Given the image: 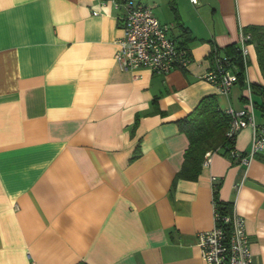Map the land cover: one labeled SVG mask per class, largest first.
Returning a JSON list of instances; mask_svg holds the SVG:
<instances>
[{"label": "crops", "instance_id": "obj_1", "mask_svg": "<svg viewBox=\"0 0 264 264\" xmlns=\"http://www.w3.org/2000/svg\"><path fill=\"white\" fill-rule=\"evenodd\" d=\"M141 1L189 53L186 68L121 69L124 7L109 0H0V264H205L213 176L245 219L251 264H264V149L247 163L215 150L179 174V119L205 95L223 110L251 99L264 122L253 42L228 92L203 77L242 28L264 25V0ZM252 131H236L241 155Z\"/></svg>", "mask_w": 264, "mask_h": 264}, {"label": "built area", "instance_id": "obj_2", "mask_svg": "<svg viewBox=\"0 0 264 264\" xmlns=\"http://www.w3.org/2000/svg\"><path fill=\"white\" fill-rule=\"evenodd\" d=\"M115 6L124 7L123 34L116 40L118 48L115 59L121 69L128 70L138 66L149 68L153 72L166 73L173 68H186L192 61L189 53L175 38L168 34L170 25L159 21L152 7L141 0H109ZM196 3L197 0H190ZM249 35L242 30L239 45L242 55L246 52ZM234 65L226 62L225 57L217 58V66L208 69L203 77L223 91L228 92L232 84L238 80ZM253 102L248 107H228L231 116L227 134L236 131L246 122L253 125L250 148L246 155L232 150L233 158L247 163L257 152L264 149V122L255 124L253 118ZM209 151L205 153L204 163L209 160ZM217 177L213 176V182ZM214 224L197 234V245L205 264H251L250 238L246 231L245 219L232 205L230 212L220 213L213 200Z\"/></svg>", "mask_w": 264, "mask_h": 264}, {"label": "trees", "instance_id": "obj_3", "mask_svg": "<svg viewBox=\"0 0 264 264\" xmlns=\"http://www.w3.org/2000/svg\"><path fill=\"white\" fill-rule=\"evenodd\" d=\"M242 31L249 35L247 42L254 43L259 67L264 76V25H250L242 28ZM225 59L226 62H230V65H237L234 70L238 79L241 80L244 65L238 41L229 45ZM251 90L252 92L256 91L264 94V84L251 85ZM253 104H256V102H253ZM259 105L264 108V100ZM230 122V114L226 109L223 110L218 107L214 96L211 94L202 97L188 114L179 119V125L188 137V146L184 151V160L179 174L190 177L195 176L201 162L204 161L207 151L221 150L222 153L229 154L234 159L231 152L235 149V134H227ZM219 183V180L213 183L214 203L220 213L230 212L233 201L219 199Z\"/></svg>", "mask_w": 264, "mask_h": 264}, {"label": "rangeland", "instance_id": "obj_4", "mask_svg": "<svg viewBox=\"0 0 264 264\" xmlns=\"http://www.w3.org/2000/svg\"><path fill=\"white\" fill-rule=\"evenodd\" d=\"M261 70V69H260ZM262 72V71H261Z\"/></svg>", "mask_w": 264, "mask_h": 264}]
</instances>
